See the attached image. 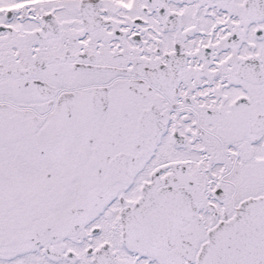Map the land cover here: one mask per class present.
Returning <instances> with one entry per match:
<instances>
[{"label": "snow or ice", "instance_id": "snow-or-ice-1", "mask_svg": "<svg viewBox=\"0 0 264 264\" xmlns=\"http://www.w3.org/2000/svg\"><path fill=\"white\" fill-rule=\"evenodd\" d=\"M0 264H264V0H0Z\"/></svg>", "mask_w": 264, "mask_h": 264}]
</instances>
